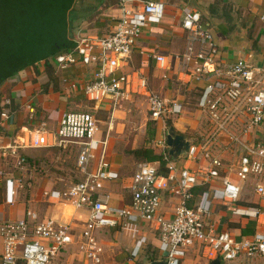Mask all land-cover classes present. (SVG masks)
Listing matches in <instances>:
<instances>
[{"label":"built area","instance_id":"1","mask_svg":"<svg viewBox=\"0 0 264 264\" xmlns=\"http://www.w3.org/2000/svg\"><path fill=\"white\" fill-rule=\"evenodd\" d=\"M164 14L165 4L161 1H144L139 7L122 4L120 17L111 33L105 36L74 34L73 47L49 60L60 71L78 63L95 67L91 79L83 87L87 102L119 107L130 96H141L147 103L148 119L165 124L168 119L182 116L184 104L174 96H162L150 89L149 63L140 61L138 67L131 64L143 29L160 23ZM181 14L184 48L174 58L177 81L188 87L191 83H204L196 106L207 121V130L196 142L190 143L185 159L196 162L202 158L207 165H199L194 170L188 167L177 170L164 152L162 161L166 173L159 174L152 163L138 164L128 187L130 203L114 207L109 204L110 195L103 190L105 183L118 179V173L104 159L105 143L97 139L100 127L94 115L84 111L65 113L52 136L42 132L46 124L41 123L39 129L28 132L26 142L20 146L9 144L2 149L15 159V168L21 173L27 162L19 154L22 147L37 149L78 142L75 166L83 178L62 190L45 191L43 196L74 210H85L87 218L82 229L75 233L71 224L51 217L41 218L34 210L26 209L22 219L0 223L1 264H50L52 258L71 246L77 249V264H101L103 251L94 236L97 230L135 231L140 224L149 225L155 232L159 261L165 264H181L187 250L196 245L208 262L219 259L221 264H264V233L257 232L250 238L236 241L228 232H218L208 220L214 202H238L242 187L223 178L221 187L208 188L198 199L193 193L195 187L221 177L225 170L220 157L222 148L234 154L240 149L242 154L234 174L242 184L251 178L253 195L264 199L263 77L242 59L230 65L221 63L218 45L202 23L200 12L186 9ZM150 53L154 68L164 73L166 79L165 73L172 68L171 59L156 50ZM9 117V112L1 110L0 141ZM219 148L220 153L216 152ZM97 156V162L92 165ZM31 182L28 175L24 180L16 179L15 184L18 189H30ZM163 193L176 199L167 217L161 213ZM15 194L8 188L10 199ZM235 213L260 216L254 207L236 209ZM145 242V237L136 241L132 258L138 255Z\"/></svg>","mask_w":264,"mask_h":264},{"label":"crops","instance_id":"2","mask_svg":"<svg viewBox=\"0 0 264 264\" xmlns=\"http://www.w3.org/2000/svg\"><path fill=\"white\" fill-rule=\"evenodd\" d=\"M105 1L106 0L73 1L71 8L67 12V18H69L67 21L68 41H72V35L80 34V32L72 30V26L78 20L88 23L91 19L90 17H95L97 15L107 17L112 15L106 14L110 11L115 13L114 16L112 15L115 17L113 27L105 34L107 35L112 32L117 19L120 17V8L122 4L129 7H139L140 4L148 0H120L117 7H114L115 5L108 2V4L101 5ZM151 1L163 2L165 4V14L160 23L155 24V26H148L146 30L142 31L135 52L132 55L131 64L133 67H138L140 61L147 64L149 63L147 77L150 89L162 96H174L184 104L182 116L172 119V125L177 133L184 135L191 143H194L196 139H198V136L207 130L205 116L196 106L198 94L203 89L204 83H191L188 87L181 86L177 81L179 76L176 71L174 58L184 48V33L181 29V12L186 9L200 12L202 23L209 31H212V36L218 45V58L221 63L230 65L242 59L252 68L256 69L259 76L263 77L264 82V0ZM16 2L17 0H9L10 4H14L13 7L16 5ZM96 18L99 19L98 17ZM69 22L71 23L70 27ZM36 29L41 30L39 27H36ZM95 30L97 31V29L93 31ZM88 33L92 32L89 31ZM69 48H64L59 52ZM153 50H156L158 54L170 58L172 61L171 70L165 73L167 75L166 79L163 77L164 73L154 68L150 53ZM51 57L35 62L33 66H27L24 69H21L22 67L12 69L10 64L0 59V80L8 76L0 85V112L1 110H6V112L10 113L9 120L2 129V140L0 141V223L22 219L25 210L28 208L38 213L41 218L51 217L62 223L83 225L87 218L85 210H74L71 206H65L62 203H57L43 196L45 191H59L75 184L71 181L73 176L69 170V166L63 164L65 161L67 162L65 153L68 154L66 156L74 154L75 158H77L79 148L78 142H74V145L71 144L73 142L68 144L65 142L58 147H42L37 149L27 146L22 147L19 149V154L25 157L28 162L21 173L15 168V159L11 158L8 152L2 149L3 146L9 144L20 146L22 142H26L28 139V132L39 129L41 123L46 124L42 132L52 136L56 132L58 122L63 114L83 111L79 110L82 109L81 102L85 99L83 96V87L91 79L95 67L84 66L78 63L70 66L66 70L60 71L57 70L54 63L49 60ZM137 58L139 63L137 66H134V60L136 61ZM152 80L157 82L154 87H152ZM173 81L177 85V90L173 86ZM182 92H184V94ZM135 96L137 97V95L130 96L129 100ZM137 98L144 100L148 116L145 98L141 96ZM190 102H193V111L188 110ZM91 105V109L97 110L99 108L107 115V121L104 122V139H102L101 130L97 135V139L105 143L103 149L104 159L110 164L111 169L118 173V179L116 181L104 184L103 192L110 195L109 204L111 206H127L131 200L130 191L128 189L130 178L134 174L137 165L141 162L135 166L132 173L129 175H125L124 172L120 170L122 163L115 164L114 161L119 163V160L115 158V156L111 158V155L108 156L107 154L109 141L111 139L110 134L114 129V114L117 112L118 106H109L107 103ZM94 117L96 118V115H94ZM97 121L101 128L103 123L99 119H97ZM162 126L164 128L166 125L163 124ZM49 140L51 141L50 138ZM222 151L223 153L220 154V157L226 166H224L225 170L221 172L220 178L210 181L205 186L195 187L193 190L195 199H198L201 193L208 188L221 187L222 179L228 178L231 182L242 187L241 196L238 202L235 203L214 202L211 208V214L208 218L209 222L214 224L218 232H228L236 241L250 238L257 232L264 233V199L253 195L251 187L249 192L245 191V183L242 184L239 182L234 174V170L238 164V156L232 151H224L223 148ZM216 152L220 153L221 148L216 150ZM96 154L99 155V152ZM97 158L98 156L92 161V165H95ZM170 160L174 162L177 170H180L182 167H188L194 170L198 168L199 165H207L208 163L202 158H199L196 162L186 161L185 157L177 160H172L170 158ZM109 161H111L112 164ZM151 163L155 165L157 171L160 169L164 174L166 173L164 165L161 167L159 162ZM164 174L162 173L161 175ZM28 175H30L32 179V187L27 189L28 191L18 189L15 184L16 179L22 178L24 180ZM117 182L122 186L120 185L119 190H112L111 186L113 187V184ZM122 183H124V185ZM8 188L16 193L11 199L8 196ZM9 200H11L12 203H9ZM175 203L176 199L174 197L169 193H163L161 213L166 217L169 216ZM191 204H193V202H191L190 205ZM251 207L259 210L260 216L258 218L240 216L235 213L236 209ZM69 208L73 209L70 215H68L67 212H70ZM41 213L44 216H42ZM137 228L141 233L138 237H145L146 241L147 234H143L142 231L150 229L149 238L151 237L152 244L157 249L158 240L152 228L145 224H140ZM104 231L113 230H97L94 234L96 240L98 239L97 234ZM138 237L133 239V241L130 239L129 241L125 240V242H133L134 244ZM71 249H74L75 252L77 251L75 246L67 248L66 251ZM132 251L133 249L129 251L130 257ZM63 253L64 251L60 255H63ZM1 254L2 240L0 238V264ZM76 255L71 258V264H77L75 260ZM103 255L102 253L101 264ZM201 258L204 259L201 249L196 245L187 250L186 257L181 264H191L192 262L195 264V262L198 263ZM204 260L208 263L206 259ZM156 261H159V258Z\"/></svg>","mask_w":264,"mask_h":264},{"label":"rangeland","instance_id":"3","mask_svg":"<svg viewBox=\"0 0 264 264\" xmlns=\"http://www.w3.org/2000/svg\"><path fill=\"white\" fill-rule=\"evenodd\" d=\"M108 3L114 5L112 1L111 2L108 1ZM117 6L118 4H115L114 7ZM33 8L34 11H36L37 15L34 18H32L31 21L33 23V26L39 27L41 29V31L38 32L42 36L41 44L37 46V48L34 47L35 56H37V54L40 52L42 55H44V57H47L50 53L48 52V48L56 49L57 43L62 44L64 40L62 35H66V38H68V26H66V24L69 18L66 17L65 20L66 24H63L64 22L62 21L61 18H59L61 10L57 7L56 4L50 2V0H33ZM106 14L107 15L112 14L114 16L115 13H112L110 11L107 12ZM112 15L107 17L102 15H97V16L94 15L95 17H90L91 19L88 23L78 20L72 26V30H76L80 32V34H86V35H105L113 27L115 17H113ZM96 17H98L99 19H97ZM150 26H155V24H152ZM94 29H97V31L96 30L93 31ZM146 29L147 28L143 29V31ZM89 31L92 33H88ZM210 32L212 31L210 30ZM50 35H52L53 38L54 37L56 38L57 43H52L50 45L51 43ZM24 59H28L29 62H31L32 57L30 55H27L25 56ZM138 63L139 62L137 58L136 61L134 60V66H137ZM14 68H16L15 65L12 66V69ZM150 76H151V72H150ZM152 81H153L152 87L156 86L157 82L154 80ZM182 93L184 94V92ZM137 97L135 96L131 98L129 101H125L121 103L120 106L118 107L117 112H115L114 129L110 134L111 139L109 141L108 150H107L108 156L111 155V158L115 156V158L119 160L118 161L119 163L114 161L115 164L122 163L121 164L122 167L120 166V170L124 172L125 175L131 174L133 169L139 162L142 161L146 162L143 156L140 159L134 157L132 155V151L134 150L143 151L145 149H150L157 155H162L164 152L167 151L166 145L165 143H163L165 142L166 132L168 128H173V126H165L163 128L162 126L163 124L161 122H156V123L150 122L147 116L146 105L144 100ZM192 103L193 102H190L188 108V110L190 111L194 110ZM81 108L82 109L79 110H83L84 112H91L92 114L96 115V118L103 123L100 130L102 131V139H104L105 136L104 122L107 121V115L103 113L99 108L97 110L91 109L92 105L89 104V102H87L85 99H83V101L81 102ZM152 132H153V136H151ZM70 142L73 141L66 142V144ZM71 144L74 145V142ZM241 154L242 151L238 149L236 151V156L239 157L241 156ZM66 155L68 154L65 153L67 162L65 161L66 163L64 162L63 165L69 166V170L71 171L73 176L71 178V181L73 183H77L83 177L81 176V173H79L76 170V166H75L76 158L74 154L71 156H66ZM109 162L112 164L111 161ZM119 182L113 184V187L111 186V189L119 190L121 185ZM250 182H251V178L247 179V181L244 184L246 192H249L250 190ZM122 184L124 185V183ZM22 190L28 191L26 187H24ZM69 209L70 212L67 211L68 215H70L73 212V209L71 208ZM70 224H71L70 228H74L75 233H78L82 229V225L80 224L77 225H75L74 223L73 224L70 223ZM142 233L147 234V241L140 249L138 255L135 258H131L129 251L133 249L135 243L134 244L133 242L128 243L125 242V240L129 241L131 239L133 241V239L137 238L138 235L141 234L138 228L135 231L121 232L114 230V231L99 232L97 234L98 237L97 241L100 244L101 248L103 249V254H104L102 264H148L152 259L154 258L158 259L159 253L157 249L153 246L152 239H150L151 237L149 238L150 229H146L142 231ZM138 239H136L135 242ZM75 255L76 252L74 249L67 251L65 250L63 255H58L52 258L50 264H71V260H72L71 258H73ZM208 263H206V261L202 258L199 259L198 263L195 262V264H208ZM191 264H194V262H192Z\"/></svg>","mask_w":264,"mask_h":264},{"label":"trees","instance_id":"4","mask_svg":"<svg viewBox=\"0 0 264 264\" xmlns=\"http://www.w3.org/2000/svg\"><path fill=\"white\" fill-rule=\"evenodd\" d=\"M108 1H112L115 5L118 4L120 0H106L101 5L105 4ZM23 3L24 0H17V6L15 5L13 7L14 4H10L9 0H0V59H3L7 62V64H10L11 66L15 65L17 68L22 67L21 69H24L27 66H33L35 62L45 60L59 53L57 52L56 54L50 55L49 57H44V55L40 54L39 52L37 56H35L34 47L37 48V46L41 44L42 36L38 32L41 30L36 29V26H33V23L31 21L32 17L30 15V11L31 7H33L32 4L27 9L24 7ZM33 9L34 8H32V10ZM18 15L21 16L16 17ZM70 24L71 23L69 22V27ZM71 47H73V45ZM27 55H30L32 57L31 62H29L28 59H24ZM7 78L8 76L3 77L2 80H0V85ZM173 86L177 90V85L174 83V81ZM165 123L166 126H173L171 119L166 120ZM151 136H153V132ZM132 155L137 159H140L143 156L146 162L142 161L141 163L159 162L161 167L163 165L162 155H157L150 149H145L143 151L134 150L132 151ZM159 170V174H164L163 171L160 170V173ZM156 260L157 258H154L151 261Z\"/></svg>","mask_w":264,"mask_h":264},{"label":"water","instance_id":"5","mask_svg":"<svg viewBox=\"0 0 264 264\" xmlns=\"http://www.w3.org/2000/svg\"><path fill=\"white\" fill-rule=\"evenodd\" d=\"M73 1L74 0H50V2L56 4L57 7L61 10L59 18L62 19V21L64 22L63 24H66L65 20L67 17V12L71 8ZM31 4L33 6V0H24L23 5H25V8L28 9V7H30ZM32 8L33 7H31L30 15L32 18H34L37 15V13L36 11H34V9L32 10ZM62 37L64 39L62 44H58L56 42V38L55 37L53 38V36L50 35L51 38L50 45L52 43H57L56 45L57 47L56 49L48 48V52H50L49 55L56 54L60 50L64 48H69L74 44L73 41L67 40L66 35H62ZM190 143L191 142L184 135L177 133L174 128H168L165 136V145L167 148V153L172 160H177L179 158L185 157L186 153L189 150ZM148 264H165V262L160 260V261H152ZM208 264H221V262L219 259H214L210 261Z\"/></svg>","mask_w":264,"mask_h":264}]
</instances>
